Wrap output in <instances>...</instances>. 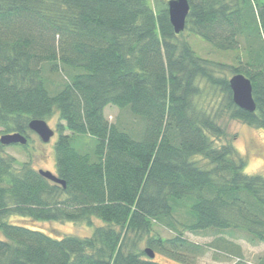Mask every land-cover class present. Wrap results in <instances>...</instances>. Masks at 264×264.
I'll return each mask as SVG.
<instances>
[{"label":"trees","instance_id":"1","mask_svg":"<svg viewBox=\"0 0 264 264\" xmlns=\"http://www.w3.org/2000/svg\"><path fill=\"white\" fill-rule=\"evenodd\" d=\"M167 1L0 0V127L28 134L31 119L57 113L56 174L66 182L0 142V264H164L132 247L144 235L157 255L188 264L205 248L186 232L264 243V176L242 173L221 123L264 128V1L189 0L179 34ZM185 32L233 62L201 56ZM226 67L251 79L255 111L214 73ZM202 83L226 103L199 106ZM108 106L140 127L110 121ZM12 215L93 231L57 237Z\"/></svg>","mask_w":264,"mask_h":264},{"label":"rangeland","instance_id":"2","mask_svg":"<svg viewBox=\"0 0 264 264\" xmlns=\"http://www.w3.org/2000/svg\"><path fill=\"white\" fill-rule=\"evenodd\" d=\"M264 1V0H263ZM185 36L189 39L194 48L201 56L223 61L227 64L233 62V53L223 52L213 48L201 37H197L189 32H185ZM215 74L220 76H226L230 78L232 73L229 69L224 68L214 71ZM202 95L198 97V104L200 106H209V108L217 109L220 105L225 104V94L220 87H210L205 83H202ZM105 115L112 122L122 120L124 124L133 125L135 128H139L141 121L136 117H133L128 111L121 110L115 106H108L105 109ZM56 133L49 142H44L34 131H28L30 140L27 145L13 144L6 146L4 151L7 154L13 155L20 162L31 161L32 166L36 169L50 170L53 173H57L56 166V153L54 149L55 141L58 137L56 124L59 121V115L56 113L52 118L47 119ZM221 123L227 126L228 137L231 138L235 135V143L242 138H247V143L250 149L255 150V154L258 156L264 155V144L254 136L257 131H264V128H258L241 120L230 119L228 117L223 118ZM4 134L0 127V136ZM224 142L220 140V143ZM204 161V160H202ZM202 163V162H200ZM264 176V175H262ZM9 220L17 224H34L35 227L46 231L53 236H64L67 234L77 235L81 237L89 236L92 234V227L86 223L75 222H31L28 219L22 218L18 215H12ZM98 222V221H97ZM156 229L164 237H170L174 233L172 230L157 226ZM3 235L0 232V237ZM186 237L199 243L205 248L204 254L197 257L194 264H263L264 263V243L252 244L248 242L241 233L235 235H225L228 241L218 242L214 235H200L191 232H186ZM135 250H144L147 245V235H144L142 240H137L134 246ZM157 260L164 264H188L187 262L176 261L161 254H156Z\"/></svg>","mask_w":264,"mask_h":264},{"label":"water","instance_id":"3","mask_svg":"<svg viewBox=\"0 0 264 264\" xmlns=\"http://www.w3.org/2000/svg\"><path fill=\"white\" fill-rule=\"evenodd\" d=\"M167 6L170 22L174 31L177 34L183 32L186 29L187 18L191 9L189 0H168ZM229 84L236 105L249 112L255 111L257 105L253 96L251 79L242 73H236L229 78ZM29 129L38 134L44 142H49L56 133L55 129L43 118L31 119L29 122ZM0 142L5 146L13 144L27 145L28 137L21 132H8L0 136ZM39 173L54 182L66 186V182L50 170L39 169ZM145 252L151 258L156 257V253L151 247H146Z\"/></svg>","mask_w":264,"mask_h":264},{"label":"clouds","instance_id":"4","mask_svg":"<svg viewBox=\"0 0 264 264\" xmlns=\"http://www.w3.org/2000/svg\"><path fill=\"white\" fill-rule=\"evenodd\" d=\"M254 136L264 144V131H257ZM235 154L233 159L245 160V166L242 168V173L248 176L252 175H264V155L258 156L255 154V150L249 148L247 138H242L234 144Z\"/></svg>","mask_w":264,"mask_h":264},{"label":"flooded vegetation","instance_id":"5","mask_svg":"<svg viewBox=\"0 0 264 264\" xmlns=\"http://www.w3.org/2000/svg\"><path fill=\"white\" fill-rule=\"evenodd\" d=\"M27 137H28V142H29V140H30V136H29V134H25Z\"/></svg>","mask_w":264,"mask_h":264}]
</instances>
